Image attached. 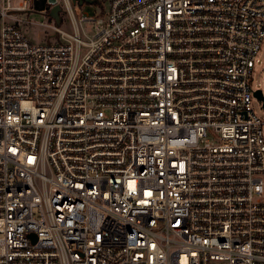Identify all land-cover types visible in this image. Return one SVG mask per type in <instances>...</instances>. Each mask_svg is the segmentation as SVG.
Masks as SVG:
<instances>
[{
	"label": "built area",
	"instance_id": "2783aa9c",
	"mask_svg": "<svg viewBox=\"0 0 264 264\" xmlns=\"http://www.w3.org/2000/svg\"><path fill=\"white\" fill-rule=\"evenodd\" d=\"M33 1L0 0V264H264V0H57L40 43Z\"/></svg>",
	"mask_w": 264,
	"mask_h": 264
},
{
	"label": "rangeland",
	"instance_id": "374dc122",
	"mask_svg": "<svg viewBox=\"0 0 264 264\" xmlns=\"http://www.w3.org/2000/svg\"><path fill=\"white\" fill-rule=\"evenodd\" d=\"M23 0H12L13 5H18ZM62 10L60 12V23L56 24L55 20L49 15L48 12L38 10L32 3V9L27 11L24 15L25 18L31 21L32 24L20 23L19 26L23 33L27 35L33 42L40 43L46 41V36L49 35V27H57L69 33L73 32L72 25L70 23L68 14L62 2ZM100 7L97 2L88 3L83 2L82 4H72V11L76 19L80 17L91 18L95 16ZM264 20V17H263ZM92 22H80L79 30L82 37L90 36L93 32ZM252 87L254 89H261L264 93V36L261 39L260 47L255 56L254 68L252 71ZM252 109L255 114L264 121V108L262 107V102L257 98H252L251 101ZM263 139H264V128H263Z\"/></svg>",
	"mask_w": 264,
	"mask_h": 264
},
{
	"label": "water",
	"instance_id": "95a60500",
	"mask_svg": "<svg viewBox=\"0 0 264 264\" xmlns=\"http://www.w3.org/2000/svg\"><path fill=\"white\" fill-rule=\"evenodd\" d=\"M73 3L77 1V3L80 5L83 3V1L92 3L93 0H71ZM46 4L49 7L48 8V13L49 15L55 20L56 24L60 23V12H61V7L57 3V0H46ZM254 97L257 98L262 102V106L264 108V93L261 89H255L254 90Z\"/></svg>",
	"mask_w": 264,
	"mask_h": 264
},
{
	"label": "trees",
	"instance_id": "16d2710c",
	"mask_svg": "<svg viewBox=\"0 0 264 264\" xmlns=\"http://www.w3.org/2000/svg\"><path fill=\"white\" fill-rule=\"evenodd\" d=\"M33 5L38 10L48 9L49 7L46 4V0H34Z\"/></svg>",
	"mask_w": 264,
	"mask_h": 264
}]
</instances>
